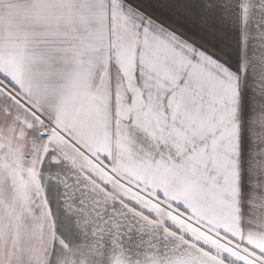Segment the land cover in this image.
<instances>
[{
  "label": "snow or ice",
  "instance_id": "snow-or-ice-1",
  "mask_svg": "<svg viewBox=\"0 0 264 264\" xmlns=\"http://www.w3.org/2000/svg\"><path fill=\"white\" fill-rule=\"evenodd\" d=\"M0 264H264V0H0Z\"/></svg>",
  "mask_w": 264,
  "mask_h": 264
}]
</instances>
